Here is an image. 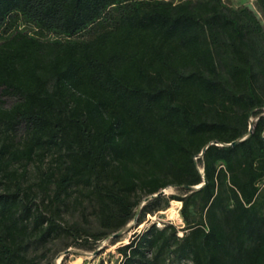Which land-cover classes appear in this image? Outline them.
<instances>
[{
  "label": "trees",
  "instance_id": "1",
  "mask_svg": "<svg viewBox=\"0 0 264 264\" xmlns=\"http://www.w3.org/2000/svg\"><path fill=\"white\" fill-rule=\"evenodd\" d=\"M263 181L252 9L0 0V264H39L59 237L91 250L171 201L184 226L134 232L118 264H264Z\"/></svg>",
  "mask_w": 264,
  "mask_h": 264
},
{
  "label": "rangeland",
  "instance_id": "2",
  "mask_svg": "<svg viewBox=\"0 0 264 264\" xmlns=\"http://www.w3.org/2000/svg\"><path fill=\"white\" fill-rule=\"evenodd\" d=\"M177 1V0H175ZM227 5L237 8L241 6H246L253 10L257 15L259 20L264 26V18L257 9L255 5V0H223ZM33 167L29 166V172L27 173L30 179H33ZM261 186H264V181L261 183ZM178 192L175 187H168L164 189L165 194L176 193ZM180 207L181 203L171 201L168 208L156 211L151 214H147L144 222L141 224L135 225L136 221L132 220L127 226L123 229L122 234L119 236H109L102 241L96 243L93 249H83L77 247H67L66 243L68 240L64 237L55 238L52 240L45 249H41L37 254L41 256L39 264H118L121 260L120 254L116 251V247L121 244H125L129 241L131 235L134 232H139L143 228L149 226L152 223H156L159 226H162L164 223H172L178 228L184 226V223L180 216ZM192 215H195V211L192 208ZM65 220L68 222L79 220L78 214L76 211L65 214ZM180 233V232H179ZM69 250L68 252H65ZM182 264H192L191 262L182 263Z\"/></svg>",
  "mask_w": 264,
  "mask_h": 264
},
{
  "label": "water",
  "instance_id": "3",
  "mask_svg": "<svg viewBox=\"0 0 264 264\" xmlns=\"http://www.w3.org/2000/svg\"><path fill=\"white\" fill-rule=\"evenodd\" d=\"M250 128H251V125H250L249 129H250ZM233 143H235V142H233ZM200 186H201V185L196 186L195 188H198V187H200ZM190 188H192V187H191V186H185V189H190ZM159 194H164V190H161V191H159L158 193L153 194L152 196L145 198L144 201H146L147 199H149V198H151V197L157 196V195H159ZM122 232H123V229H121V230H119V231L113 233L111 236H115V237H116V236H119L120 234H122ZM68 251H69V250H66L65 252H68Z\"/></svg>",
  "mask_w": 264,
  "mask_h": 264
},
{
  "label": "bare ground",
  "instance_id": "4",
  "mask_svg": "<svg viewBox=\"0 0 264 264\" xmlns=\"http://www.w3.org/2000/svg\"><path fill=\"white\" fill-rule=\"evenodd\" d=\"M175 202H177V201H175Z\"/></svg>",
  "mask_w": 264,
  "mask_h": 264
}]
</instances>
